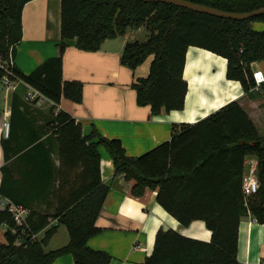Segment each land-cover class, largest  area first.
Instances as JSON below:
<instances>
[{
    "label": "trees",
    "instance_id": "16d2710c",
    "mask_svg": "<svg viewBox=\"0 0 264 264\" xmlns=\"http://www.w3.org/2000/svg\"><path fill=\"white\" fill-rule=\"evenodd\" d=\"M31 1L0 0V56L3 59L22 39V11ZM184 1L237 14L264 8V0ZM255 23L264 24V15L240 22L135 0H61L60 55L47 59L28 75L13 68L16 78L48 99L49 103H44L50 114L39 129H33L34 136L17 149L8 151V146H14L16 140L12 129L9 137L2 139V146L6 161L29 147L43 149L40 152L48 159L52 143L47 144L52 141L57 144L60 160L62 155L70 157L75 153L80 160L87 156L96 180L92 190L55 218L29 211L24 234L15 226L9 212L0 211V227H6L5 244L0 245V264H53L66 255H71L75 264H110L108 254L87 246L88 240L101 232L96 221L108 195V188L101 184L98 145L109 153L115 174H123L127 181L133 182V197L156 191V202L181 227L203 221L211 232L210 241L203 242L160 229L153 252L143 264H240L237 254L241 218L250 214L264 224V137L237 101L194 124L173 125L169 141L136 158L127 156L119 140L105 139L96 131L85 137L81 126L70 115L63 111L54 115L51 112L60 104L62 96L77 104L81 101L82 85L63 81L62 55L69 42L75 40L81 51L96 52L105 42L143 27L149 33L147 40L127 43L121 63L134 74L132 88L138 105L150 107L153 115L184 109L188 83L183 74L190 47L226 59L228 81L239 82L244 93L252 96L249 91L255 83L251 66L264 61V30H257ZM151 57L147 76L136 78V71ZM4 75L0 68V83ZM22 93L20 89L14 93L13 110L22 102ZM21 120L23 127L27 126L24 129L32 128L27 117ZM92 136L98 139L97 143L87 144ZM252 158L259 163L260 188L246 203L242 179L245 161ZM2 172L0 195L27 209L15 197L18 189L15 181H10L9 169L3 167ZM54 220L66 227L69 243L46 252L45 246L58 228H48ZM41 232H44L42 238L30 240L31 234Z\"/></svg>",
    "mask_w": 264,
    "mask_h": 264
},
{
    "label": "crops",
    "instance_id": "0c3cea01",
    "mask_svg": "<svg viewBox=\"0 0 264 264\" xmlns=\"http://www.w3.org/2000/svg\"><path fill=\"white\" fill-rule=\"evenodd\" d=\"M139 31H128L123 37L109 40L96 52L81 51L76 47L75 40L69 42L62 55L63 81L82 85L81 101L77 104L62 96L60 104L51 113L54 115L57 111H63L70 115L81 126L85 137H90L96 131L105 139L119 140L127 156L132 158L142 156L169 141L173 125L194 124L233 101H237L252 119L249 111L257 109L259 104L248 101L247 106H244L240 102L246 94L239 82L226 78L227 60L197 47H190L187 51L183 78L189 53L198 58L202 51L224 61L225 83H222L217 95L208 93L205 96L207 108H202L198 99H189V84L182 111L153 115L150 107L138 105L136 92L132 88L134 74L122 65L121 57L126 44L137 41L134 38ZM60 42L61 0H33L27 3L22 11V39L10 50L13 68L25 75L30 74L47 59L60 55ZM151 59L139 67L136 78L147 76ZM259 65L252 64V70L262 71ZM15 82V90L0 83V188L2 168L6 167L12 175L10 181H15L18 189L15 197L27 210L55 218L62 210L72 208L73 203L84 193L92 190L96 180L92 163L87 156L80 160L77 153L70 157L62 155L60 160L57 144L52 141L47 144L50 146L52 143L48 159L40 152L43 149L33 150L29 147L12 156L9 161L5 160L2 139H7L9 134H4L3 123H10L16 139L14 146H8V151H11V148L17 149L27 138L33 137V129H39L50 114L44 103H49L45 96L18 78H15ZM227 83H231V86H227ZM19 89L23 91L22 102L18 103V109L13 110L14 93ZM30 92L41 94L44 102L37 104L26 100ZM219 100H223V103H218ZM24 116L32 125L29 132L24 129L27 126L22 125L21 118ZM45 139L46 136L42 138ZM97 141L92 136L87 144ZM97 151L101 184L108 188V195L96 221L101 232L88 240L90 249L108 254L111 257L110 264H143L153 252L155 237L160 229L173 230L184 237L203 242L210 241L211 232L203 221H195L188 228L181 227L156 202V191H147L140 198L133 197V182L127 181L123 174H115L113 162L104 146L98 145ZM246 171L247 168L244 169ZM53 226L58 228L45 246L46 252L58 250L69 243L66 227L59 226L57 220L51 222L48 228ZM2 228L4 235L6 229L4 226ZM43 236L44 232H41L37 238ZM2 244L5 241L0 242ZM237 260L240 264H264V224L258 223L250 214L239 222ZM53 264L75 263L71 255H66Z\"/></svg>",
    "mask_w": 264,
    "mask_h": 264
},
{
    "label": "built area",
    "instance_id": "2783aa9c",
    "mask_svg": "<svg viewBox=\"0 0 264 264\" xmlns=\"http://www.w3.org/2000/svg\"><path fill=\"white\" fill-rule=\"evenodd\" d=\"M13 67H14V63L10 52L6 59H3V57L0 56V68L4 70L5 73L1 83L6 87L15 90L16 77L14 76L13 73ZM253 80L255 85L253 88L250 89L249 92L264 97V73L260 70H254ZM26 100L37 104H42V102H44L43 96L38 92L28 93L26 96ZM3 130H4V134L8 136L10 131V123L8 121H5L3 123ZM245 164L248 165V170L245 172L242 179V194L246 202L250 197L258 193L260 188V183L258 179V172H259L258 161L255 158H252V159H248V161L246 160ZM0 211L9 212L12 215L15 226L21 228L24 234L25 230H27L26 228H28L27 219L29 217V210H27L21 205H17L13 203L9 198L0 195ZM15 232L16 231L13 229L12 233ZM37 237L38 234H31L30 240H35L37 239Z\"/></svg>",
    "mask_w": 264,
    "mask_h": 264
},
{
    "label": "bare ground",
    "instance_id": "6f19581e",
    "mask_svg": "<svg viewBox=\"0 0 264 264\" xmlns=\"http://www.w3.org/2000/svg\"><path fill=\"white\" fill-rule=\"evenodd\" d=\"M199 55L197 58L192 53L188 54L184 79L190 86L189 99H198L203 105L202 108L205 109L208 107L205 96L208 93L217 95L222 83H225L223 78L224 61L202 51L199 52ZM214 68L216 69L213 71ZM227 86H231V83H227ZM217 102L223 103V100Z\"/></svg>",
    "mask_w": 264,
    "mask_h": 264
},
{
    "label": "water",
    "instance_id": "95a60500",
    "mask_svg": "<svg viewBox=\"0 0 264 264\" xmlns=\"http://www.w3.org/2000/svg\"><path fill=\"white\" fill-rule=\"evenodd\" d=\"M135 1H140L144 3H159V4L172 5L199 14H205L219 19H226V20L240 21V22L264 15V8L250 13L237 14V13H229L221 10H216L214 8L194 4L184 0H135ZM262 165L264 167V163Z\"/></svg>",
    "mask_w": 264,
    "mask_h": 264
},
{
    "label": "rangeland",
    "instance_id": "374dc122",
    "mask_svg": "<svg viewBox=\"0 0 264 264\" xmlns=\"http://www.w3.org/2000/svg\"><path fill=\"white\" fill-rule=\"evenodd\" d=\"M254 27L257 30H264V24L261 23H255ZM134 32V31H133ZM148 31L143 27L140 29L139 32L135 35V40L138 42H145L148 38ZM259 67L262 69V72L264 73V61L260 62ZM248 101L256 102L258 105L257 109L250 110L249 115H251L252 120L254 122V125L258 129L259 135L261 137H264V97L259 95H248L244 96L243 100L240 102L243 103L244 106H247ZM248 161V160H247ZM245 168L248 170V165L246 164ZM5 241L4 235H3V228L0 227V242L3 243Z\"/></svg>",
    "mask_w": 264,
    "mask_h": 264
}]
</instances>
